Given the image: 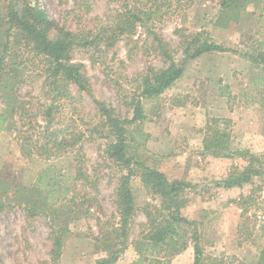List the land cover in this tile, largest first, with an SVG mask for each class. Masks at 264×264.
<instances>
[{
	"label": "rangeland",
	"instance_id": "1",
	"mask_svg": "<svg viewBox=\"0 0 264 264\" xmlns=\"http://www.w3.org/2000/svg\"><path fill=\"white\" fill-rule=\"evenodd\" d=\"M35 1L52 21L72 33H95L100 25L109 23L113 10L133 0ZM162 1L171 5L162 7L166 13L156 30L175 57L180 53L175 34L178 28H183L185 34L205 32L216 44L232 51L208 53L187 62L173 87L158 98L140 99L144 118L127 128V155L164 174L169 181L181 180L196 187L185 190L189 202L182 214L196 225L203 248L202 264H255L264 248V178H253L230 190L213 186L234 169L246 166V160L237 152L264 156V64L257 65L244 57L264 50V0H238L228 11L222 10L220 0ZM72 60L83 65L90 94L111 105L122 119L132 117L130 103L138 98L136 86L128 81L145 74L148 68L161 70L168 65L142 29L130 41L120 39L104 55L75 50ZM21 68H26V78L19 86L20 96L32 100L36 108L38 102H45L44 84L29 68L39 66L27 63ZM69 89L79 102L62 103L57 119L63 126L84 133L81 146L50 160L35 155L26 159L19 147L24 135L15 130L0 131L1 264H95L116 249L122 252L113 264H129L137 257L132 242L140 238L144 211L158 215V198L148 193L136 175L131 183L136 214L127 247L106 250L102 242L97 243L105 233L118 227L114 191L125 171L105 157V141L91 131L99 117L90 95L79 93L72 85ZM214 119L229 121L228 152L223 153L226 157L212 154L203 143ZM36 122L40 127L44 125L39 118ZM39 130L37 126L34 133ZM78 159L95 180L91 184L94 189L86 186L78 192L80 182L74 177ZM49 182L53 187L59 185L53 194L58 206L74 198L72 203L66 201L70 208L66 209L69 231L56 262L51 258L47 221L35 217L26 222L18 206L26 193L24 189L37 186L43 191ZM203 188L207 190L202 191ZM84 193L87 199L83 198ZM66 213L60 211L55 222L59 218L64 221ZM184 242L183 250L178 248L172 255L168 251L166 258L159 260L165 264H193L188 234Z\"/></svg>",
	"mask_w": 264,
	"mask_h": 264
},
{
	"label": "trees",
	"instance_id": "2",
	"mask_svg": "<svg viewBox=\"0 0 264 264\" xmlns=\"http://www.w3.org/2000/svg\"><path fill=\"white\" fill-rule=\"evenodd\" d=\"M237 2L238 0H220V7L223 11H228ZM153 3L155 0H133L132 3L125 1L121 9L113 10L109 14V23L100 25L97 32L72 33L52 21L38 7L35 0H0V131L15 130L19 135H24L20 139L19 147L26 159L35 155L50 160L53 156L66 154L67 151L81 146L84 133L61 124L57 119L59 107L64 105L62 103L79 102L78 98L70 93L71 85L76 87L79 93H88L99 117V123L91 131L105 141V157L125 171L119 176L114 191V203L119 216L118 227L114 232L105 233L97 243L102 242L106 250L111 247H121L124 250L127 247L128 232L134 225L136 214L131 183L132 178L137 175L148 193L158 198L160 208L157 216L155 212L144 211L145 223L139 224L140 238L132 242L137 257L129 264H165L159 259L166 258L168 251L172 255L178 252V248L183 250L186 247L184 238L187 234L192 241L193 264H202L203 248L196 225L182 214V209L189 202L185 190L196 187L181 180L169 181L164 174L134 161L127 155L126 134L127 128L144 118L140 99L158 98L173 87L182 76L187 62L208 53H225L232 50L216 44L205 32L185 34L183 28H178L175 34L179 39L180 53L175 57V52L156 30L157 24L161 23L165 15L163 13H166L162 12V7L169 8L171 4L162 0L154 5ZM138 29L143 30L151 45L168 65L161 70L148 68L145 74L128 81L136 86L135 93L138 92V98L130 103L132 117L122 119L111 105L90 94L91 86L84 67L73 62L72 54L75 50H90L104 55L113 49L120 39L130 41ZM244 57L257 65L264 64V50H258L249 56L246 54ZM27 63L39 66L29 68V71L35 73V77L42 78L44 84L42 93L45 102H38L36 108L32 100L26 101L20 96L19 86L25 83L26 78V68L21 66ZM38 118L44 123L42 127L36 122ZM37 126L40 130L35 134ZM230 135L229 121L212 120V126L208 128L203 142L205 148L216 156L224 155V152H228ZM237 155L246 160V166L242 170L234 169L223 180L214 182L215 189L240 188L250 183L253 178H264V156L248 152H237ZM80 161L83 163L81 159L76 161L78 167L74 174L75 179L80 182L78 192L96 183L83 170ZM58 188V184L53 187L49 182L43 191L37 186L24 189L26 193L21 196L23 199L18 204L26 222L35 217H43L47 221L51 258L54 262L61 256L69 231L66 224L70 221L67 211L70 208L67 206L74 201V198H71L65 200L63 206H58L53 198ZM94 188L95 186H92V189ZM83 198L87 199L86 193ZM245 204L243 203V208ZM62 210L65 213L67 211L65 220L61 221L59 218L56 223L55 217ZM112 233L115 237H112ZM173 249L175 250L171 252ZM121 252L122 250L116 249L109 256L97 259L95 264H113ZM164 252L165 256H162ZM255 264H264V248Z\"/></svg>",
	"mask_w": 264,
	"mask_h": 264
}]
</instances>
